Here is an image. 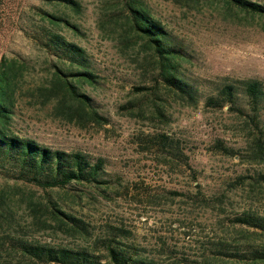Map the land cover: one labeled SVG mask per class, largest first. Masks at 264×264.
<instances>
[{
    "label": "rangeland",
    "instance_id": "374dc122",
    "mask_svg": "<svg viewBox=\"0 0 264 264\" xmlns=\"http://www.w3.org/2000/svg\"><path fill=\"white\" fill-rule=\"evenodd\" d=\"M76 1L78 11L57 0H0V62L21 75L8 125L49 147L103 158L108 182L96 192L76 184L43 189L0 172V264H46L23 260L14 251L17 240L102 251L110 230L154 264H264L214 248L264 245L263 233L231 222L241 213L264 217V109L253 126L227 106H204L220 83L264 84V19L210 0H141L182 51L181 74L200 96L190 106L163 86L134 89L150 83L153 64L142 42H123L112 22L121 0ZM45 13L64 18L68 24L53 30L86 50L95 81L77 86L105 123L79 119L40 90L57 67L69 70L31 38L46 24ZM156 133L178 139L192 170L144 148L141 139ZM54 208L86 230L61 224Z\"/></svg>",
    "mask_w": 264,
    "mask_h": 264
},
{
    "label": "trees",
    "instance_id": "16d2710c",
    "mask_svg": "<svg viewBox=\"0 0 264 264\" xmlns=\"http://www.w3.org/2000/svg\"><path fill=\"white\" fill-rule=\"evenodd\" d=\"M62 5L78 11L80 4L76 0H57ZM197 1V0H189ZM224 4L229 10L264 19V4L253 0H210ZM114 11L112 22L119 23L120 36L123 42L140 40L149 50L153 70L149 76V84L134 87L135 90L155 89L163 86L172 94L181 97L190 106L199 103L198 88L189 83L181 74L182 51L173 42V38L165 26L156 20L144 7L141 0H121ZM42 17L46 24L32 30L31 38L48 55L58 62L69 66L68 71L59 67L54 70L47 86L39 87L47 95H54L56 105L66 108L79 119H87L96 123H105L93 107L91 99L78 88V83L94 82L95 73L86 50L79 44L66 39L54 31L52 27L67 23L60 17L45 13ZM48 24L50 26H48ZM68 24V23H67ZM18 69L13 63L0 62V172L16 179L32 183L40 188L65 187L76 184L91 192L100 191L104 179V159L91 157L82 151H67L49 147L37 140L14 133L8 123L12 119L15 108ZM206 108L221 109L227 106L230 111L241 116L248 115L253 126L264 109V84L254 78L236 79L223 82L214 91L204 97ZM250 127V126H249ZM141 144L149 152L161 156L166 162L192 167L181 148L177 138L167 133H156L141 139ZM221 151L227 148L216 143ZM258 154L261 152L260 138L255 140ZM264 159V154H263ZM52 213L60 223L75 231H85L82 221L60 209L54 208ZM55 213L62 215L58 217ZM231 222L241 227L251 228L253 232L264 234V217L251 213H241L231 218ZM118 237L119 233L110 230L101 241L102 251L91 247H64L50 244L32 243L17 240L14 251L26 261L46 264H154L139 253L140 249L127 245ZM237 245H233L237 247ZM243 248L226 251L224 245L215 246L220 255L230 257L245 256L251 259L264 260V245L246 244ZM249 256V257H248Z\"/></svg>",
    "mask_w": 264,
    "mask_h": 264
}]
</instances>
